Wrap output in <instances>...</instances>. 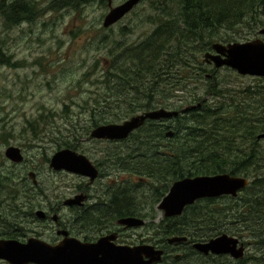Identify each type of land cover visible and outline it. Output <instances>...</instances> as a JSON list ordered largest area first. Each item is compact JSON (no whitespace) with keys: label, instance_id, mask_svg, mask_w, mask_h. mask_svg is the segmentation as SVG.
Segmentation results:
<instances>
[{"label":"rangeland","instance_id":"1","mask_svg":"<svg viewBox=\"0 0 264 264\" xmlns=\"http://www.w3.org/2000/svg\"><path fill=\"white\" fill-rule=\"evenodd\" d=\"M32 1H34L32 14L26 24L21 23L12 27L11 30L2 24L0 18V48L9 55L7 63L0 64V160L3 162V174H6L11 171L12 167L9 166V161L4 156L5 150L9 146L24 149V157L28 160L18 172L16 171L17 178L25 175L27 167H34L38 172L37 178L41 181L51 183L59 180L60 184L65 182V195L70 197L80 179L66 173L57 176L48 173V167L44 161L45 154L49 155L50 147H53L54 142L64 149H73L88 154L103 149L102 143L85 139L98 126V120H101L95 119L94 122V115L101 114L103 109L119 114L127 105L121 102L118 106L114 102L107 107L99 100L100 96L97 92L102 90V75H107L105 79L108 78L111 85H114L112 97L116 101L118 99L116 97H119L117 92L122 88L117 85L130 80L124 72L130 53L126 52L130 47H137L141 44L150 31L156 27L155 17L160 16L161 13L157 14L153 11L152 3L157 5L162 0H143L134 11L124 17L125 20L115 24L112 30L102 25L104 17L110 11L108 1L114 7L126 0ZM251 16L252 14H248L238 26L236 23L229 24L224 31L230 35L241 30L248 35L252 29L250 25L254 23L264 25V10H258L256 17L249 21ZM216 28L218 27L207 30L212 31ZM25 29L27 32L23 31ZM128 30H130V38L126 35ZM222 30L218 29L214 33L211 42L223 43V40L217 41L221 39L219 36H225ZM242 38L238 37L241 40L236 42L245 43V39ZM199 60L202 63L203 56L200 54ZM141 67L145 66L141 65ZM214 79L219 85L218 88L214 85L215 89L210 90L209 80L206 83V79L203 78L199 82L196 81L198 79H194L196 82L191 83L192 85L188 82L186 85L189 87L186 88H189L187 89L189 91L195 90L193 93L206 101L204 105L223 104V112L229 114L233 112L236 100L230 96L224 97V94L233 90V85L239 80V76L230 71L221 70ZM139 83L140 86L151 84L146 81ZM155 84L154 90L161 89L160 80H155ZM224 86L231 89H221ZM180 90L174 88V97L181 96ZM130 91L134 93L133 90ZM189 96L186 94L183 98L189 99ZM174 97L169 98L166 95L163 100L172 104L174 100H178ZM110 101L112 99H109ZM191 103L196 105L197 101ZM208 109L209 111L214 110V106ZM143 111H138L131 116ZM104 121L107 122L110 119ZM213 140L215 139H211V142ZM134 144L137 145L136 148H139V141L136 140ZM115 147L117 148H106V150L128 152L125 146ZM108 156L111 164L116 165V154ZM100 158L99 153L97 159ZM141 166L146 167L147 165L141 163ZM105 172L109 174L108 171ZM258 175L260 176L259 183L264 182V168ZM109 176V179L114 180H128L132 176L139 178L134 174L113 171ZM254 179L250 180V185ZM261 188V186L254 188L253 197L260 200L262 205L260 213L263 214L257 216L256 209L259 208L255 205L249 214L252 218L255 217V222H258L255 228L252 227L256 229L253 230V234L247 231L240 221V224H228L229 228L236 230L232 232H238L246 243V259L252 261L250 264H264V246H260L257 242V236H264V191L260 192ZM246 195L248 198L251 197L249 193Z\"/></svg>","mask_w":264,"mask_h":264},{"label":"flooded vegetation","instance_id":"2","mask_svg":"<svg viewBox=\"0 0 264 264\" xmlns=\"http://www.w3.org/2000/svg\"><path fill=\"white\" fill-rule=\"evenodd\" d=\"M107 5L110 10L118 6L112 7L110 1ZM33 6L34 1L32 0H0L2 24L11 30L12 27L21 23L22 25L26 24L30 20ZM123 20L125 18L120 21ZM120 21L115 24H119ZM115 24H112L109 30H112ZM262 29L264 26L258 29L252 28L248 35H245L241 30L230 35L222 30L221 32H224L228 42L221 44L228 45L241 40L238 37H243L244 42L256 39L261 40L264 44V35L259 33ZM23 31L27 32L26 29ZM128 33L129 30L126 35L130 38ZM211 45L204 49L203 56L207 53H215ZM0 57L9 58V55L0 48ZM222 58L224 59V56ZM221 70H227L239 76V80L233 85V90L224 94V97L230 96L236 100L232 112L235 138L232 139V143H228V149L230 150L234 146L235 166L238 167V170L235 171V175H228L250 182L252 175L258 173L250 165L256 161L257 157L255 156L258 152L264 153V137L257 138L261 134L264 135V77L239 75L227 67L216 69L213 63H206L203 60L197 71L186 73L183 80H186L185 84L189 82L188 84L192 85L194 79L199 81L203 78L206 81L209 80L210 90L215 89L213 86L216 85L218 88L219 85L214 78ZM183 88L184 86L180 88L181 96L174 97L179 101L174 100L171 104V109L178 112L176 117L146 121V123L155 122L158 126L163 125V129L170 127L173 132L172 137H167L164 133L163 136L166 138H162V142L154 143L157 144L159 153L160 150H168L167 140H172L176 144L177 127L180 122L196 118V116L190 115L181 119L185 116L179 115L186 106L192 105V97L186 100L183 98L186 95ZM221 89L231 88L224 86ZM221 105L224 108L223 104ZM211 106L215 105H204L203 111L208 110V107ZM227 111L230 110L227 109ZM244 130H248V132H244ZM135 132L123 140H103L89 137H85V139L102 143L103 149L107 146H128L129 138ZM53 144V147H50L49 155L45 154L44 158L48 173L54 176L65 173L73 175L80 179L79 184L75 185L73 194L66 197L65 182L60 184L59 180L51 183L41 181L37 178L38 172L34 167H27L25 175L17 178L16 171L18 172L28 159L24 157V149L16 146L22 154V161L14 163L5 157L9 161V166L12 167L10 172L3 174V162L0 160V242H15L13 246H25L31 243L35 246L55 247L62 246L66 241L75 240L77 250L75 255L78 259L83 260L84 264H101L104 251L110 247H116V249L138 248V255L135 256L136 264H148L151 261L153 264H250L252 262L246 259L247 247L240 235H232L227 232L214 235L209 232L207 227H186L187 222H185L183 214L186 210L189 211V214H193V205L185 209L182 208L181 216L164 217V210L160 206L175 181L136 179L134 176L128 180L109 179V175L113 171V165L109 159L105 166L96 162V159L99 158V151L90 154L77 151V153L85 155L98 172L97 178L90 182L88 178L79 174H70L64 170L56 171L50 168L52 155L64 148L55 142ZM138 145L140 146L141 143L139 142ZM138 149L134 148V150ZM175 149L173 148V150ZM224 150L226 148L221 149V151ZM247 170L249 172L245 173ZM13 171L14 173H12ZM105 171H108L109 174ZM30 173L34 175L33 179L29 176ZM249 182L242 189L237 190L235 197L223 194L214 200L218 202L219 198L233 199L241 214L243 211L242 202L248 198L243 193L249 186ZM124 197L129 201H126L122 210H119L117 202L123 200ZM67 201L69 203L65 204ZM247 213L248 211L245 212V214ZM124 219H134L135 223L128 226L125 222H121ZM178 225H180L179 228ZM253 230L256 229L248 228L247 231L253 234ZM223 234L234 237L239 240V244H243L244 258L235 259L231 254L203 252L196 247L200 244H207ZM100 242L101 244L97 246ZM237 246L239 247V245ZM0 264L12 263L0 258ZM27 264L39 263L29 262Z\"/></svg>","mask_w":264,"mask_h":264},{"label":"trees","instance_id":"3","mask_svg":"<svg viewBox=\"0 0 264 264\" xmlns=\"http://www.w3.org/2000/svg\"><path fill=\"white\" fill-rule=\"evenodd\" d=\"M152 5L153 11H156L157 14L161 13V15L155 17L156 27L150 31L141 44L137 47H130L126 52L130 53L124 72L127 77H130V80L117 85V87L122 86L121 91L117 92L119 97L116 98L118 99L113 100L114 85H111L108 78L105 79L107 77L105 74L101 78L102 90L97 92L100 96L99 100L107 107L114 102L118 106L121 102H125L127 107L119 114L103 109L101 114L94 115V122L95 119H101L97 123L99 126L102 123L120 122L142 110L171 109V104L164 101L163 98L166 95L173 98L174 88L180 89L183 86L186 94L192 97L193 102H202L198 111H190L183 116L194 115L199 119H187L180 122L177 127L176 144L172 140H167L168 150H160V153L157 144L154 143L162 142V138H166L163 134L171 129L169 126H166L169 128L163 129V125L158 126L155 122H147L129 138L130 143L125 146L128 148V152L107 151L106 148H117L107 146L98 152L101 154V158L96 159V162L107 165L108 155L116 154L117 163L113 165V172L134 174L142 179H161L171 182L198 176L226 173L235 175L238 167L235 166L234 146L230 150L228 149V143H232V137H234L232 112L229 114L223 112V107L220 104L215 105L214 110L203 111L205 100L195 95L193 93L195 90L186 89L188 85L185 84L186 80H183V77L188 72L197 71L201 66L199 54L203 56L204 49L213 44L211 39L214 38L213 35L218 29L225 30L224 28L233 23L238 26L248 14H252L249 21L254 19L258 10H264V0H162L157 5L156 3H152ZM263 26V24L256 23L250 25L252 28ZM213 27L218 28L212 31L207 30ZM225 36H219L221 39L217 41L228 42L224 40ZM7 61L8 58L0 57V64H5ZM141 65L145 67L142 68ZM155 80L161 81V89L154 90ZM145 81L151 82V84L140 86L139 82ZM130 90H133L134 93ZM109 99L112 101L109 102ZM105 119H110V121L106 122ZM228 121L230 123H227ZM73 137L75 138L74 134ZM211 139L215 140L211 142ZM136 140L141 143L138 150H134L137 146L134 144ZM173 148L176 149L173 150ZM222 148H226V150L221 151ZM256 157V161L250 166L258 173H255L251 178L255 179L243 193L245 196H248L246 194L249 193L252 197L243 200L241 214L237 209L236 201L231 198L230 200L219 198L218 202L214 199L199 200L193 204V214H189L188 210L183 214L185 222H187L185 226L207 227L209 232L214 235L223 232L237 235L238 232L233 233L232 230L234 232L236 230L229 228L228 224H240L239 221L243 223L246 230L255 228V224L258 222H255V217L252 218L249 214L253 205L259 208L256 209L257 216L263 214L260 213L261 202L253 197V194L254 188L257 186L262 187L260 192L264 191V182L259 183L260 176L258 175L264 168V153L258 152ZM141 163H145L147 166H141ZM119 165L121 166L118 167ZM248 172L249 170L245 171V173ZM126 201L129 200L124 197L123 200L117 202L119 210H122ZM246 211H248L247 214H245ZM179 227L180 225H178ZM257 242L260 246H264V236H257Z\"/></svg>","mask_w":264,"mask_h":264},{"label":"water","instance_id":"4","mask_svg":"<svg viewBox=\"0 0 264 264\" xmlns=\"http://www.w3.org/2000/svg\"><path fill=\"white\" fill-rule=\"evenodd\" d=\"M141 1L127 0L123 4L112 8L104 18L103 27L107 28L117 22ZM259 33L260 35H264V29ZM212 48L215 53L206 54L204 59L212 61L215 67L226 65L244 75L264 77V44L261 40L229 45L227 48L217 44ZM222 56H224V59ZM177 114L178 112L166 108L149 110L132 116L119 124L100 125L91 131L90 138L123 140L129 134L142 127L147 120L171 119L176 117ZM166 136L172 137L173 132H167ZM261 137H264V135ZM4 154L6 158L14 163L22 161L21 152L17 147L9 146ZM50 168L56 171L64 170L69 173L85 176L89 178L90 182H93L98 176L95 167L87 157L70 149H62L55 152L50 159ZM29 176L33 179L34 175L30 173ZM245 184V180L232 178L228 174L183 179L173 183L168 195L163 199L160 208L167 212V215L180 214L186 204H193L198 199L217 198L223 194L235 197L237 190L242 189ZM68 203L67 201L65 204ZM134 221V219H124L121 222H125V224L130 226ZM74 241H66L62 246L55 247L35 246L31 243L25 246H13L15 242H0V258L12 264H27L29 262L39 264H84L83 260L78 259L75 255L77 254V250L76 242ZM100 244L101 242L96 245L99 246ZM208 246L213 248L212 252L231 254L235 259H242L244 256L243 244H239L238 239L228 237L225 234L211 240V243L204 247ZM136 255H138V248L127 249L124 247L116 249V247H110L104 251V258L101 264H136ZM148 264H153V261Z\"/></svg>","mask_w":264,"mask_h":264},{"label":"bare ground","instance_id":"5","mask_svg":"<svg viewBox=\"0 0 264 264\" xmlns=\"http://www.w3.org/2000/svg\"><path fill=\"white\" fill-rule=\"evenodd\" d=\"M127 1V0H126ZM123 4V3H122ZM127 14H129V13H127ZM127 14H125L122 18H120L118 21H120L121 19H123ZM117 21V22H118ZM117 22H115V23H117ZM114 23V24H115ZM110 27V26H109ZM109 27H107V28H109ZM105 28V27H104ZM257 40L255 39V40H252V41H248V42H245V43H250V42H256ZM245 43H238V42H236V43H229L228 45H224V44H221V43H213L212 45H211V48L214 46V45H217V44H219V45H221V46H223V47H228L229 45H234V44H245ZM126 46V45H125ZM121 49H122V47H121ZM213 49V48H212ZM208 54V53H207ZM206 55V54H205ZM204 55V56H205ZM204 56H203V60H204V62H206V63H213L212 61L210 62V60H205L204 59ZM214 64V63H213ZM214 66H215V64H214ZM223 67H227V68H230V69H232V70H234V71H236L239 75H243V76H245L244 74H241V73H239L237 70H235V69H233V68H231V67H229V66H226V65H223V66H221V67H215L216 69H220V68H223ZM251 76V75H250ZM201 105H202V102H200V103H197L196 105H190V106H187V107H185L180 113H179V115H183V114H186V113H188V112H190V111H194V110H196V109H200L201 108ZM155 110V109H154ZM178 115V116H179ZM243 127V126H242ZM236 130V129H235ZM250 130H252V129H250ZM244 132H248V130H244ZM262 136V134L261 135H259L257 138H260ZM232 138H235V137H232ZM252 151V150H251ZM254 151H252V153H253ZM253 154H255V153H253ZM250 155V154H249ZM256 157V156H255ZM243 159V158H242ZM244 160V159H243ZM93 165V164H92ZM97 171V170H96ZM98 173V172H97ZM218 175H225V174H218ZM218 175H214V176H218ZM198 177H213V176H198ZM198 177H193V178H188V179H194V178H198ZM184 179H187V178H184ZM181 180H183V179H181ZM181 180H178V181H181ZM178 181H175V182H178ZM249 182V181H248ZM247 181H246V184L248 183ZM249 185H250V182H249ZM239 191V190H238ZM237 191V192H238ZM193 204H186L185 206H184V209L186 208V207H188V206H192ZM167 212H165L164 211V217L165 218H171V217H178V216H181L182 214L180 213V214H171V215H167L166 214ZM201 217V216H200ZM226 235V234H225ZM228 236V235H227ZM228 237H230V236H228ZM209 243H211V241L209 242ZM209 243H207V244H203V245H197L196 247L198 248V249H200V250H202L203 252H212L213 251V248L211 247V246H208V247H204L205 245H208ZM216 252V251H215Z\"/></svg>","mask_w":264,"mask_h":264}]
</instances>
